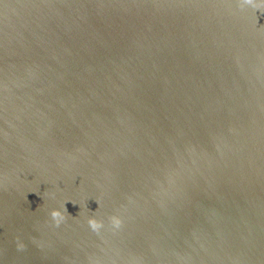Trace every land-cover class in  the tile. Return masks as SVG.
Returning a JSON list of instances; mask_svg holds the SVG:
<instances>
[{
  "label": "water",
  "instance_id": "water-1",
  "mask_svg": "<svg viewBox=\"0 0 264 264\" xmlns=\"http://www.w3.org/2000/svg\"><path fill=\"white\" fill-rule=\"evenodd\" d=\"M0 264H264V4L0 0Z\"/></svg>",
  "mask_w": 264,
  "mask_h": 264
},
{
  "label": "clouds",
  "instance_id": "clouds-1",
  "mask_svg": "<svg viewBox=\"0 0 264 264\" xmlns=\"http://www.w3.org/2000/svg\"><path fill=\"white\" fill-rule=\"evenodd\" d=\"M259 2L261 4H264V0H259ZM68 201H71V200H68ZM72 203L77 204L74 202H72ZM97 203L99 205V201H97ZM79 205H80V211L79 212H81L82 208L86 207V205H84V204L82 205L80 203H79ZM66 214L70 215V214H68L67 209L65 207V202L60 208L51 209V211L49 213V216L51 218V221H50L51 224L54 226L60 225L66 219ZM109 221H110V225H111V228H110L111 231L118 230L122 224V220H121L120 216L115 215V214L109 218ZM87 223H88L89 227L94 232H97V233H99L100 230L102 229V227H104L103 221L97 219L95 216H88Z\"/></svg>",
  "mask_w": 264,
  "mask_h": 264
}]
</instances>
